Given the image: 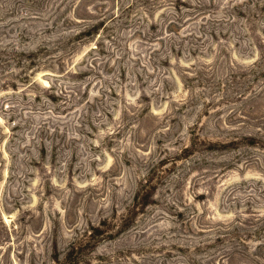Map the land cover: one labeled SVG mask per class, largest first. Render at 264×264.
Wrapping results in <instances>:
<instances>
[{
	"label": "rangeland",
	"instance_id": "obj_1",
	"mask_svg": "<svg viewBox=\"0 0 264 264\" xmlns=\"http://www.w3.org/2000/svg\"><path fill=\"white\" fill-rule=\"evenodd\" d=\"M0 264H264V0H0Z\"/></svg>",
	"mask_w": 264,
	"mask_h": 264
}]
</instances>
